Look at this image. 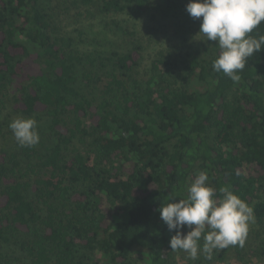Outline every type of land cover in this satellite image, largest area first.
I'll list each match as a JSON object with an SVG mask.
<instances>
[{"label":"trees","instance_id":"1","mask_svg":"<svg viewBox=\"0 0 264 264\" xmlns=\"http://www.w3.org/2000/svg\"><path fill=\"white\" fill-rule=\"evenodd\" d=\"M150 2L79 0L90 19L139 20ZM82 44L42 0H0V248L13 244L28 264H249L251 234L264 262V49L234 83L213 70L215 42L206 56L158 53L147 65L139 48ZM21 117L45 120L47 133L17 151L9 124ZM201 171L218 197L227 187L254 213L244 245L211 261L171 251L175 230L159 212ZM0 264L19 263L0 252Z\"/></svg>","mask_w":264,"mask_h":264},{"label":"clouds","instance_id":"2","mask_svg":"<svg viewBox=\"0 0 264 264\" xmlns=\"http://www.w3.org/2000/svg\"><path fill=\"white\" fill-rule=\"evenodd\" d=\"M186 11L200 21L198 34H203V41H213L220 49L213 70L239 83L248 59L264 49V35H251L264 23V0H189ZM9 128L21 147L40 142L34 118H17ZM208 181V174L199 172L187 188L186 198L176 202L177 196L172 195L159 209L168 230H175L169 241L171 251H183L192 261L201 255L211 261L215 250L242 247L254 221L253 209L244 200L227 187L219 189L218 197ZM185 227L190 230L183 234Z\"/></svg>","mask_w":264,"mask_h":264},{"label":"rangeland","instance_id":"3","mask_svg":"<svg viewBox=\"0 0 264 264\" xmlns=\"http://www.w3.org/2000/svg\"><path fill=\"white\" fill-rule=\"evenodd\" d=\"M58 31L63 35L81 39V47L87 52L127 53L139 48L142 65H147L158 53H169L177 62L182 61L186 52L199 53L206 56L211 50L213 41H203V34H198L200 26L195 24L185 8L167 7L163 0H151L142 18L135 20L129 16H109L90 19L89 14L81 7L79 0H42ZM87 18V19H85ZM116 21L123 27L118 30L111 25ZM185 58V57H184ZM195 87L196 84L188 83ZM40 142L45 140V120H36ZM39 146V145H38ZM17 151L21 146L15 144ZM253 222L249 231L254 230ZM247 262L249 264H264L258 255L259 242L250 234L247 241ZM0 252L17 258L19 264H28L27 259L13 244L3 245Z\"/></svg>","mask_w":264,"mask_h":264}]
</instances>
